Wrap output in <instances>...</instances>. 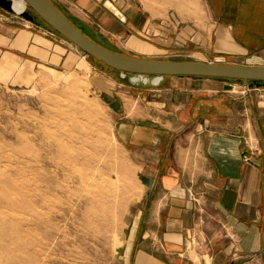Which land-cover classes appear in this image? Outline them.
<instances>
[{
    "label": "crops",
    "instance_id": "crops-1",
    "mask_svg": "<svg viewBox=\"0 0 264 264\" xmlns=\"http://www.w3.org/2000/svg\"><path fill=\"white\" fill-rule=\"evenodd\" d=\"M74 3L137 58L264 67V0ZM1 13V53L70 68V45ZM109 75L106 93L124 119L117 135L143 171L123 263L264 264V88Z\"/></svg>",
    "mask_w": 264,
    "mask_h": 264
},
{
    "label": "rangeland",
    "instance_id": "rangeland-1",
    "mask_svg": "<svg viewBox=\"0 0 264 264\" xmlns=\"http://www.w3.org/2000/svg\"><path fill=\"white\" fill-rule=\"evenodd\" d=\"M50 1L100 46L137 58L125 53L124 40L102 38L100 24L74 0ZM10 15L70 45L77 57L69 69H47L0 52L7 60L0 63V264H124L122 241L143 171L117 135L124 119L105 78L116 72ZM74 167L80 177L94 174L93 188L79 184Z\"/></svg>",
    "mask_w": 264,
    "mask_h": 264
},
{
    "label": "water",
    "instance_id": "water-1",
    "mask_svg": "<svg viewBox=\"0 0 264 264\" xmlns=\"http://www.w3.org/2000/svg\"><path fill=\"white\" fill-rule=\"evenodd\" d=\"M21 1L27 7V11L24 10L20 14L12 10L13 0H0V9L29 23L36 24L35 18H38L60 39L71 44L89 59L104 65L117 74L236 81V83H248L251 87L264 88V67L194 61H159L121 55L89 40L65 19L48 0Z\"/></svg>",
    "mask_w": 264,
    "mask_h": 264
},
{
    "label": "trees",
    "instance_id": "trees-1",
    "mask_svg": "<svg viewBox=\"0 0 264 264\" xmlns=\"http://www.w3.org/2000/svg\"><path fill=\"white\" fill-rule=\"evenodd\" d=\"M20 4H22V2L20 0H17ZM51 5L63 16L65 17V19H67L77 30H79L84 36H86L89 40L93 41L94 43L98 44L95 40H94V37L92 36V32H90V30H86L83 26L81 25H77L74 20H72L71 18H69L66 14H64L61 9H58V7L56 5H54L50 0H48ZM35 21H36V24L37 25H40L42 26L43 28H45L46 30H48V32L50 33H54L52 31H50L46 26L45 24H43L38 18H35ZM55 34V33H54ZM56 35V34H55ZM94 35V34H93ZM58 36V35H57ZM59 37V36H58ZM60 38V37H59ZM99 45V44H98ZM91 60V59H90ZM92 63H95V64H98L100 66H102L103 68H106L112 72H115L107 67H105L104 65L100 64V63H97L96 61L94 60H91ZM228 82H233V83H236V81H228Z\"/></svg>",
    "mask_w": 264,
    "mask_h": 264
},
{
    "label": "bare ground",
    "instance_id": "bare-ground-1",
    "mask_svg": "<svg viewBox=\"0 0 264 264\" xmlns=\"http://www.w3.org/2000/svg\"><path fill=\"white\" fill-rule=\"evenodd\" d=\"M21 1V0H20ZM22 2V1H21ZM12 10L15 12V13H17V14H20V13H22L24 10H25V5H24V3L22 2V4H18L16 1H14L13 0V3H12ZM76 169V167H74V169H73V171L75 172V173H77L78 174V181H79V184H81L83 187H85V189H86V187H87V184L89 185L87 188H93V186H94V178H95V176H93L92 174H91V176H87V175H83L82 177H80L81 176V174L79 173L80 171L79 170H75ZM98 181V180H97ZM86 183V184H85ZM97 183V182H96Z\"/></svg>",
    "mask_w": 264,
    "mask_h": 264
},
{
    "label": "built area",
    "instance_id": "built-area-1",
    "mask_svg": "<svg viewBox=\"0 0 264 264\" xmlns=\"http://www.w3.org/2000/svg\"><path fill=\"white\" fill-rule=\"evenodd\" d=\"M118 75H119V77L122 78V79H124V78L130 76V75H126V74H118ZM133 77H139V78L142 79V80H145V79H147V78H151L152 80H160V79H162V77H148V76H133ZM243 158H244V160H248V159H249L248 156H245V157H243Z\"/></svg>",
    "mask_w": 264,
    "mask_h": 264
}]
</instances>
